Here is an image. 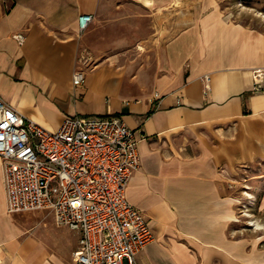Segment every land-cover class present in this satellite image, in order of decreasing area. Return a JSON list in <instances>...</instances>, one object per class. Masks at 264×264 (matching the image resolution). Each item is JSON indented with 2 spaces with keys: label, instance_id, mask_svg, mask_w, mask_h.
Instances as JSON below:
<instances>
[{
  "label": "crops",
  "instance_id": "obj_1",
  "mask_svg": "<svg viewBox=\"0 0 264 264\" xmlns=\"http://www.w3.org/2000/svg\"><path fill=\"white\" fill-rule=\"evenodd\" d=\"M178 1L196 3L194 19L162 42L161 18L176 17ZM81 15L92 21L78 35ZM139 35L155 56L149 85H127L110 57L73 87L80 57ZM262 68L264 31L225 17L216 0H0L2 101L51 131L75 115L133 130L140 168L125 197L154 235L137 264H264V232L244 231L239 215L242 184L264 209V92L252 78ZM33 212L7 213L0 158V264H73L79 233L46 210L52 224L32 226ZM35 227L69 242L47 243Z\"/></svg>",
  "mask_w": 264,
  "mask_h": 264
},
{
  "label": "built area",
  "instance_id": "obj_2",
  "mask_svg": "<svg viewBox=\"0 0 264 264\" xmlns=\"http://www.w3.org/2000/svg\"><path fill=\"white\" fill-rule=\"evenodd\" d=\"M91 15L77 19L82 35ZM11 38L18 46L25 37ZM77 64L89 63L84 56ZM78 66L73 87L87 72ZM264 92V68L252 71ZM208 90V78H203ZM0 158L8 214L46 210L59 228L79 233L73 264H137L154 240L145 218L125 197L140 156L133 130L117 117L68 116L56 130L24 118L0 99Z\"/></svg>",
  "mask_w": 264,
  "mask_h": 264
},
{
  "label": "rangeland",
  "instance_id": "obj_3",
  "mask_svg": "<svg viewBox=\"0 0 264 264\" xmlns=\"http://www.w3.org/2000/svg\"><path fill=\"white\" fill-rule=\"evenodd\" d=\"M216 4L217 8L221 10L225 17L264 31V0H216ZM195 5L196 3L193 5L190 1H178L176 3V7L178 8L176 17L169 18L163 16L161 18L162 27L159 35L157 34L158 38H161L162 42H164L167 38L173 36L174 33L189 26L194 19L191 11L194 10L193 7ZM143 36L144 35H139L138 39L135 41H128L126 37L122 42L117 44L116 48H108L111 47L112 43H100V49L97 51L100 55L97 60H92L88 65L84 66L77 64L76 67L82 66L88 74L94 71L99 63H104L110 57H116L118 58V60H116L118 63L114 65V67L126 75V84H134L138 90H142L151 82L155 63L153 52L147 49V45L144 41H141ZM138 46H141L142 49L139 50ZM85 52L89 53L88 50ZM241 187V195L245 197V201L243 200L241 202V209L239 210L242 228L244 231L248 232L255 230L257 227H261V229L255 231L264 232V209H259L257 206L258 199L256 198L253 200V198L250 197L251 195L247 193L249 191L244 189L245 185L242 184ZM246 187L248 188V186ZM251 200L253 202H250ZM30 214L36 215V218L33 217V220L29 222L32 226L35 225L37 221L52 224L51 217L45 212L38 211ZM255 225H257V227ZM33 229L35 233L43 237L47 243H51L55 235L57 239L59 237L63 238L65 240V245L69 242L66 241L65 235H63L64 233H54L55 230H50L49 227H35Z\"/></svg>",
  "mask_w": 264,
  "mask_h": 264
},
{
  "label": "bare ground",
  "instance_id": "obj_4",
  "mask_svg": "<svg viewBox=\"0 0 264 264\" xmlns=\"http://www.w3.org/2000/svg\"><path fill=\"white\" fill-rule=\"evenodd\" d=\"M245 194V193H244ZM247 195H249V194H247ZM251 197V196H250ZM251 224V223H250ZM256 227H257V225H255ZM256 229H261V227H257Z\"/></svg>",
  "mask_w": 264,
  "mask_h": 264
}]
</instances>
